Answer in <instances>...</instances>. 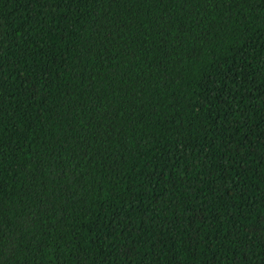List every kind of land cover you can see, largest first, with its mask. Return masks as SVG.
<instances>
[{"label":"trees","instance_id":"16d2710c","mask_svg":"<svg viewBox=\"0 0 264 264\" xmlns=\"http://www.w3.org/2000/svg\"><path fill=\"white\" fill-rule=\"evenodd\" d=\"M0 264H264V0H0Z\"/></svg>","mask_w":264,"mask_h":264}]
</instances>
